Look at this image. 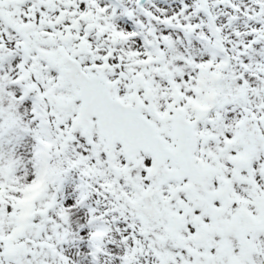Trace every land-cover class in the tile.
Listing matches in <instances>:
<instances>
[{
    "label": "snow or ice",
    "instance_id": "6c2138e0",
    "mask_svg": "<svg viewBox=\"0 0 264 264\" xmlns=\"http://www.w3.org/2000/svg\"><path fill=\"white\" fill-rule=\"evenodd\" d=\"M0 264H264V0H0Z\"/></svg>",
    "mask_w": 264,
    "mask_h": 264
}]
</instances>
